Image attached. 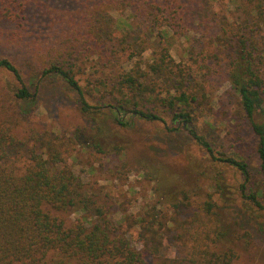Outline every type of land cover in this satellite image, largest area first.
Segmentation results:
<instances>
[{"label": "trees", "instance_id": "obj_1", "mask_svg": "<svg viewBox=\"0 0 264 264\" xmlns=\"http://www.w3.org/2000/svg\"><path fill=\"white\" fill-rule=\"evenodd\" d=\"M44 1L0 0L1 27H13L18 33L25 31L33 24L31 19L37 17L35 10L43 7ZM47 1L55 2L59 8L48 16L56 19L61 32L55 39L58 42L49 47L47 59L38 67L42 77L55 75L66 82L79 94L85 114L107 107L124 127L128 124L122 118L127 114L150 122L162 121L154 109L160 102L155 76L176 75L169 49L175 36H189V26L207 17L200 10V0ZM231 4L241 12V21L233 25L226 18H217L211 38L217 47L229 50L228 81L240 99L244 117L258 137L262 182L257 193L264 203V47L259 41V33L264 28V0H231ZM136 24L151 40L159 39V45L164 42L167 47L162 50L159 61L153 60L145 68H118L120 51L116 33L122 34L119 40L124 46L132 38ZM84 57L95 62L93 67L97 70L91 73L98 76L86 87L76 80L75 64L70 62ZM6 75L18 83L16 90H10L5 84ZM173 85L182 84L177 81ZM175 89L181 90L182 86ZM95 95L111 102L102 107L92 106L86 97ZM190 99L195 101L196 97L182 91L162 103L169 106L174 121L188 127L192 123L188 111ZM35 100L36 95L28 89L21 71L10 59L1 58L0 264H46L48 261L55 264H149V258H159L175 240L183 243L178 245L179 249H189L191 264H233L237 255L234 248L223 245L226 232L216 223L219 206L214 200L203 202L193 212L192 220L181 218L186 213L183 209L189 208L187 204L172 205L176 216L160 215L159 205L146 210L145 215L135 221L140 225L138 235L142 244L137 246L130 232L123 230V225L129 221L126 214L113 212L105 206L102 196L88 192L82 176L68 164L56 143L58 140L45 142L42 135H32L28 144L32 141L33 146L27 147L25 152L22 150L23 142L16 138L14 129L29 119L32 114L29 108ZM142 102L145 110H138ZM188 131L199 145L213 154L210 144L195 128L188 127ZM88 149L106 154L97 143L89 145ZM217 160L241 172L245 179L242 191L246 194L251 181L247 163L232 157ZM246 197L262 207L256 193L250 192ZM69 213L78 217L68 223L61 215ZM118 214L120 218L114 219Z\"/></svg>", "mask_w": 264, "mask_h": 264}, {"label": "rangeland", "instance_id": "obj_2", "mask_svg": "<svg viewBox=\"0 0 264 264\" xmlns=\"http://www.w3.org/2000/svg\"><path fill=\"white\" fill-rule=\"evenodd\" d=\"M200 3L201 12L207 17L189 26V36H175L169 49L176 75L155 76L160 102L157 107H151L157 110L162 121L150 122L127 114L122 118L128 124L126 127L119 125L107 107L85 114L79 94L66 82L55 75L42 77L38 67L47 59L49 47L58 42L55 39L61 32L56 19L48 16L59 9L55 2L44 1V6L35 10L37 17L31 19L33 24L23 32L18 33L9 26L2 28L0 24L3 35L0 36V59H10L21 71L28 89L36 95L29 108L32 114L14 129V135L23 142L20 146L24 152L33 146L32 141L28 144L32 135H42L45 142L58 140L56 143L68 164L82 176L88 192L102 196L105 206L113 212L126 214L129 221L123 225V230L130 232L137 246L142 244L138 235L140 225L135 221L145 215L146 210L159 205L160 215L176 216L172 205L187 204L189 208L183 209L186 213L181 218L192 220L193 212L203 202L214 200L219 206L216 223L226 232L223 245L234 248L237 255L233 264H264V203L257 193L262 182L258 137L244 117L240 99L228 81L229 50L217 47L211 38L217 18H226L237 25L241 12L231 0H200ZM116 35L120 51L118 68H145L153 60L159 61L162 50L167 47L164 42L159 45V39L151 40L137 24L132 38L124 46L120 41L122 34L117 32ZM259 41L264 47V28L259 33ZM75 61H70L75 64V78L86 87L94 76L98 77L91 73L97 70L93 67L95 62L91 63L86 57ZM4 80L10 90L19 86L10 75ZM177 81L182 85L174 86ZM181 86V90L175 89ZM182 91L196 97L195 101L190 99L188 111L192 123L188 127L195 128L206 139L213 154L197 143L186 124L174 121L169 106L162 103ZM86 100L99 107L111 102L100 95L87 96ZM143 103L138 110H145ZM96 143L105 155L88 149ZM224 157L247 163L251 181L246 194L242 191L245 179L241 172L217 160ZM250 192L257 194L262 207L246 197ZM61 217L69 223L78 215L69 213ZM117 218L120 214L114 217ZM182 244L175 240L159 258H149V264H191L192 254L189 249H179L178 245Z\"/></svg>", "mask_w": 264, "mask_h": 264}]
</instances>
